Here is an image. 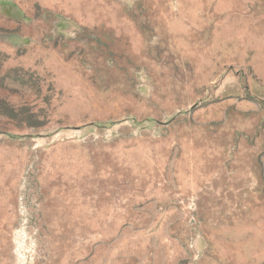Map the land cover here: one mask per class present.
Instances as JSON below:
<instances>
[{"label":"rangeland","instance_id":"rangeland-1","mask_svg":"<svg viewBox=\"0 0 264 264\" xmlns=\"http://www.w3.org/2000/svg\"><path fill=\"white\" fill-rule=\"evenodd\" d=\"M0 264H264V0H0Z\"/></svg>","mask_w":264,"mask_h":264}]
</instances>
